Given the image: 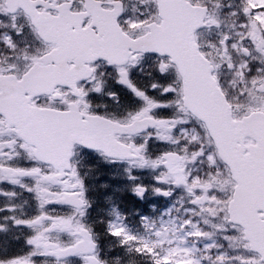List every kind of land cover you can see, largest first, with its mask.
<instances>
[{"label": "snow or ice", "instance_id": "6c2138e0", "mask_svg": "<svg viewBox=\"0 0 264 264\" xmlns=\"http://www.w3.org/2000/svg\"><path fill=\"white\" fill-rule=\"evenodd\" d=\"M0 50V264H264V119L238 122L264 110V0H0ZM110 82L140 106L94 103L119 105ZM89 156L125 165L140 198L183 189L141 230L112 206L110 259L86 219Z\"/></svg>", "mask_w": 264, "mask_h": 264}, {"label": "flooded vegetation", "instance_id": "af4514ba", "mask_svg": "<svg viewBox=\"0 0 264 264\" xmlns=\"http://www.w3.org/2000/svg\"><path fill=\"white\" fill-rule=\"evenodd\" d=\"M97 0H91V3L95 4ZM192 4H198V2H195L193 0H190ZM15 38V37H14ZM18 39V38H16ZM7 55V53H4L2 50H0V59H3V56ZM155 78H157L161 83H168L171 80V76H165V77H160L158 74L154 73ZM137 83L138 86H144L149 83V78L148 77H137ZM109 88L112 91H115L119 98H120V103L119 105L114 104L111 100L107 99L106 97H98L94 100V103H104L108 105L109 111H113L117 114H123L124 111L126 110H131L134 108H137L140 106V102L137 98L134 97V95L126 88H124L121 85L115 84L114 82H110ZM149 94L151 95H156L159 99H165V97L159 96L158 93H153L149 89ZM170 99L171 97H167ZM257 111L264 112V110L257 109ZM158 115L161 117H168L172 115V110L169 109H160L158 110ZM167 148V145L161 144L155 141H150V152L153 155L158 154L160 151L164 150ZM22 164L24 162H21ZM85 164L88 167H85L82 169V172H87V176L85 177V185H86V190H87V196L88 199L92 203V207L89 210H92V217L94 220L98 221H104V218L107 217V215L103 212L102 209L98 207L99 203L102 201V195H104V190L103 186L105 185L107 189L112 187V182L110 180H127L124 175H123V168L125 165L123 164H109L103 161L98 156H89L87 157ZM24 166H27L26 164ZM137 176H139L140 181H144L143 179L147 177H153V175L149 176L146 174V169L143 170H138L135 173ZM8 187V186H5ZM102 194V195H101ZM125 194L127 197H130L129 194V187L125 190ZM157 194L152 193L148 201L149 202H154V197ZM25 197L29 200V207L26 209L29 215H34L36 213V208H35V202L32 200L31 195L25 193ZM124 197V196H123ZM57 212H67L68 209L66 207H60V206H55ZM88 210V211H89ZM104 233L105 231H101ZM100 241H104L105 238H100ZM26 250V246L23 244V241H15L13 242L8 251L9 253L13 252H19Z\"/></svg>", "mask_w": 264, "mask_h": 264}, {"label": "rangeland", "instance_id": "374dc122", "mask_svg": "<svg viewBox=\"0 0 264 264\" xmlns=\"http://www.w3.org/2000/svg\"><path fill=\"white\" fill-rule=\"evenodd\" d=\"M193 1H195V2H202V0H193ZM251 111V110H250ZM240 114H242V113H240ZM239 114V115H240ZM156 182L155 181H153V180H147V182H146V185H149V186H152V185H154ZM160 187H168V186H164V185H160ZM175 189V193L177 192V193H182L183 192V189L182 188H180V187H176V188H174ZM174 193V194H175ZM176 199H177V197H175L174 199H171V200H169L168 202H165V201H162L163 203H165L166 204V206H165V208H162L157 214H155V215H152L151 217H148V218H150V219H160V218H162L166 213H168V212H170V210L174 207V204H175V201H176ZM155 208H153V210H154ZM145 217H147V216H145ZM89 224H90V222H91V219L89 218L88 219V221H87ZM141 223V222H140ZM129 227V226H128ZM130 228V227H129ZM132 229V228H131ZM134 231H136L135 229H133ZM115 239V238H114ZM116 244V240H115V242L112 244V246L113 245H115ZM116 251L117 252H119V248L118 247H116ZM116 252V253H117ZM111 258V257H110ZM109 258V259H110Z\"/></svg>", "mask_w": 264, "mask_h": 264}, {"label": "water", "instance_id": "95a60500", "mask_svg": "<svg viewBox=\"0 0 264 264\" xmlns=\"http://www.w3.org/2000/svg\"><path fill=\"white\" fill-rule=\"evenodd\" d=\"M193 7V6H192ZM195 8V7H193ZM253 117H256L257 119H264V114L259 113V112H253L250 115H248L247 117H243L240 121L238 122H243V123H247L250 119H252Z\"/></svg>", "mask_w": 264, "mask_h": 264}]
</instances>
